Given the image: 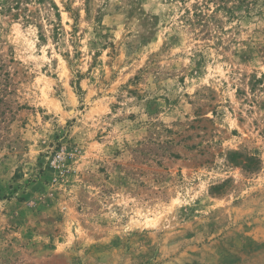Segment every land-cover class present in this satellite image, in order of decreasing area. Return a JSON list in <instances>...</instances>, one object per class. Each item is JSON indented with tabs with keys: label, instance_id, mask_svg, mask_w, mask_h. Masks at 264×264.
Instances as JSON below:
<instances>
[{
	"label": "rangeland",
	"instance_id": "374dc122",
	"mask_svg": "<svg viewBox=\"0 0 264 264\" xmlns=\"http://www.w3.org/2000/svg\"><path fill=\"white\" fill-rule=\"evenodd\" d=\"M0 2V264H264V0Z\"/></svg>",
	"mask_w": 264,
	"mask_h": 264
},
{
	"label": "trees",
	"instance_id": "16d2710c",
	"mask_svg": "<svg viewBox=\"0 0 264 264\" xmlns=\"http://www.w3.org/2000/svg\"><path fill=\"white\" fill-rule=\"evenodd\" d=\"M6 1L7 0H0V2L4 5V4H6ZM13 2H15V7H14V9H17L18 8V6H19V2H20V0H12Z\"/></svg>",
	"mask_w": 264,
	"mask_h": 264
}]
</instances>
